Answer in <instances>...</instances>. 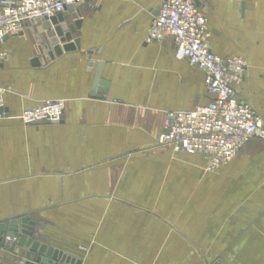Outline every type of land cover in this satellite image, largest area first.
I'll use <instances>...</instances> for the list:
<instances>
[{"label":"crops","instance_id":"crops-1","mask_svg":"<svg viewBox=\"0 0 264 264\" xmlns=\"http://www.w3.org/2000/svg\"><path fill=\"white\" fill-rule=\"evenodd\" d=\"M163 1L85 0L81 47L50 61L31 25L0 41V222L29 216L81 264H264V140L214 170L159 142L171 113L213 99L171 39L149 38ZM199 1L212 51L247 60L235 88L264 124V0ZM47 99L66 101L62 122L21 119ZM29 253L0 244V264H42Z\"/></svg>","mask_w":264,"mask_h":264},{"label":"built area","instance_id":"built-area-1","mask_svg":"<svg viewBox=\"0 0 264 264\" xmlns=\"http://www.w3.org/2000/svg\"><path fill=\"white\" fill-rule=\"evenodd\" d=\"M85 0H21L0 2V41L18 34L32 19L51 17L70 4ZM150 39H171L175 56L187 60L204 73V82L213 99L191 110L171 113L159 136L162 145L174 151L202 153L210 157L208 169L228 164L253 138L264 140L262 118L249 102L238 98L235 88L247 68L244 57L223 58L211 49L208 17L196 0H164L151 25ZM7 52L0 47V66ZM0 87V119L6 117ZM66 101L47 99L23 111L25 123L57 122ZM8 240H11L8 238Z\"/></svg>","mask_w":264,"mask_h":264},{"label":"water","instance_id":"water-1","mask_svg":"<svg viewBox=\"0 0 264 264\" xmlns=\"http://www.w3.org/2000/svg\"><path fill=\"white\" fill-rule=\"evenodd\" d=\"M8 1L20 4L21 0ZM196 3L199 5L200 1L196 0ZM86 5L85 2L77 5L70 4L63 12L51 17L32 19L27 23L28 26H32H30V31L35 35L38 44H42L41 35L44 38V48L48 51L45 54L42 47L40 50L44 54L43 59L45 61H50L56 56H61L64 51L76 50L81 47V39L76 34L83 24L81 7ZM69 16L74 20L73 23L66 22V18ZM19 34L21 35L22 33ZM8 37L6 36L5 39ZM67 41L68 43H66ZM60 43H63V45L61 46ZM32 63L33 65H40V61L37 58ZM101 68L102 65L99 66L95 74L92 88L106 93L108 83L101 79ZM99 85H104L105 87L101 88ZM63 120L64 113L57 122H62ZM38 226L39 223L29 216L0 222L1 246L16 255H20L23 250L27 249L30 251L29 256H33L37 262H41L42 264H81L80 259L64 253L38 237ZM8 238L15 239V241H8Z\"/></svg>","mask_w":264,"mask_h":264},{"label":"rangeland","instance_id":"rangeland-1","mask_svg":"<svg viewBox=\"0 0 264 264\" xmlns=\"http://www.w3.org/2000/svg\"><path fill=\"white\" fill-rule=\"evenodd\" d=\"M58 213H59V212H58ZM8 241H13V242H14V241H15V239H11V240H8ZM84 248H86V249H87V247H84ZM82 250H84V249H82Z\"/></svg>","mask_w":264,"mask_h":264}]
</instances>
